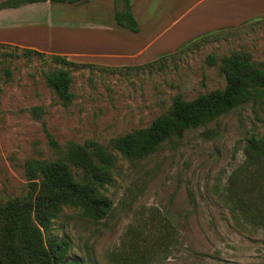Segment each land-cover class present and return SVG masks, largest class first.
<instances>
[{
  "label": "rangeland",
  "instance_id": "1",
  "mask_svg": "<svg viewBox=\"0 0 264 264\" xmlns=\"http://www.w3.org/2000/svg\"><path fill=\"white\" fill-rule=\"evenodd\" d=\"M247 1H253L257 15L237 27L199 31L202 21L213 15L211 3L184 14L141 58L182 47L165 54L174 56L162 70L135 69L148 63L110 65L90 57L69 58L79 66L72 72L74 99L68 106L46 84V73L59 66L52 55L26 59L0 46V202L26 193L28 160L61 156L49 136L62 151L71 142L90 140L108 147L113 139L169 113L176 97L193 100L225 88L221 63L232 52L248 54L264 69V0ZM188 9L179 6L173 14L181 17ZM191 24L197 28L187 29ZM207 32L217 33L218 41L178 53ZM125 37L130 53L147 42ZM262 136L264 101L240 106L181 139L172 138L142 160H127L110 148L118 156L113 183L105 191L112 212L96 222L79 209H65L49 236L70 243L68 259L75 264H264V222L246 218V207L236 198L244 196L242 189L235 184L236 191L230 190L235 172L247 159L248 139Z\"/></svg>",
  "mask_w": 264,
  "mask_h": 264
},
{
  "label": "trees",
  "instance_id": "2",
  "mask_svg": "<svg viewBox=\"0 0 264 264\" xmlns=\"http://www.w3.org/2000/svg\"><path fill=\"white\" fill-rule=\"evenodd\" d=\"M122 1L124 8H116V21L120 27L138 33L140 28L130 2ZM6 5L1 4L0 9ZM213 41H218L217 33L202 37L178 53ZM0 46L13 49L12 55L16 57H46L32 49ZM173 56H162L135 69L154 72L158 66L162 70L167 59ZM51 59L59 66L46 73V84L61 103L68 106L74 99L72 72L79 65L65 56L52 55ZM221 70L226 80L225 88L201 94L193 100L176 97L169 113L157 117L145 128L113 139L108 147L90 140L84 144L71 142L62 151L49 136L51 145L61 156L53 161L28 160L25 164L26 193L0 202V264H75L68 259L70 243L51 238L49 233L65 209H79L84 217L96 222L112 212L113 204L105 191L113 183L112 170L118 156L110 148L127 160H142L172 138L181 139L186 132L208 125L240 106L264 101V69L256 66L248 54L235 51L225 56ZM245 153L247 159L235 172L230 190L236 191L235 184L242 189L244 196L236 198L239 205L246 207L243 209L246 218L264 222V136L249 138Z\"/></svg>",
  "mask_w": 264,
  "mask_h": 264
},
{
  "label": "crops",
  "instance_id": "3",
  "mask_svg": "<svg viewBox=\"0 0 264 264\" xmlns=\"http://www.w3.org/2000/svg\"><path fill=\"white\" fill-rule=\"evenodd\" d=\"M180 1L129 0L140 28L138 33L126 29L134 33L133 36L116 21V8H124L122 0H0V5L7 3L0 9V35H3L0 43L48 55L66 56L68 59L90 57L110 65H140L182 48H166L167 51H160L156 58L141 59L148 49L180 23L184 14L194 8L211 3L208 7L214 9L206 22L197 24H200L199 31L209 26L214 27L211 31L237 27L257 15L252 11L253 1L182 0L185 2L182 5ZM179 6L189 7L181 17H178V13L173 14V10ZM109 16L111 21H108ZM197 26L191 24L187 29ZM206 34L208 32L198 34L196 38ZM125 36L132 37V40H135L133 37H144L147 42L138 51L130 53L126 51L123 41ZM172 45L175 43L168 48H173Z\"/></svg>",
  "mask_w": 264,
  "mask_h": 264
}]
</instances>
